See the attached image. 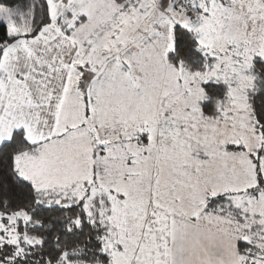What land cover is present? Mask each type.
I'll list each match as a JSON object with an SVG mask.
<instances>
[{
    "label": "snow or ice",
    "instance_id": "snow-or-ice-1",
    "mask_svg": "<svg viewBox=\"0 0 264 264\" xmlns=\"http://www.w3.org/2000/svg\"><path fill=\"white\" fill-rule=\"evenodd\" d=\"M0 264H264V0H0Z\"/></svg>",
    "mask_w": 264,
    "mask_h": 264
}]
</instances>
